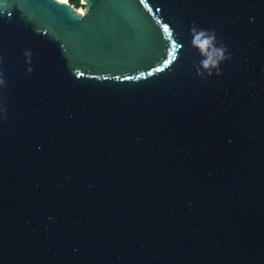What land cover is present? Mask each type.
Returning a JSON list of instances; mask_svg holds the SVG:
<instances>
[{
	"label": "water",
	"instance_id": "95a60500",
	"mask_svg": "<svg viewBox=\"0 0 264 264\" xmlns=\"http://www.w3.org/2000/svg\"><path fill=\"white\" fill-rule=\"evenodd\" d=\"M80 3L0 0V264H264V0Z\"/></svg>",
	"mask_w": 264,
	"mask_h": 264
},
{
	"label": "trees",
	"instance_id": "16d2710c",
	"mask_svg": "<svg viewBox=\"0 0 264 264\" xmlns=\"http://www.w3.org/2000/svg\"><path fill=\"white\" fill-rule=\"evenodd\" d=\"M69 3L73 4L75 8H82V4L80 3V0H68Z\"/></svg>",
	"mask_w": 264,
	"mask_h": 264
},
{
	"label": "snow or ice",
	"instance_id": "6c2138e0",
	"mask_svg": "<svg viewBox=\"0 0 264 264\" xmlns=\"http://www.w3.org/2000/svg\"><path fill=\"white\" fill-rule=\"evenodd\" d=\"M141 2H143V0H141ZM164 27H165V31H168V25H165ZM197 39H199V37H197ZM204 43H207V41H205ZM165 63H169V61H165ZM77 75H83V73H77ZM141 75H143V73ZM128 79H131V77H128ZM0 83H2V81H0Z\"/></svg>",
	"mask_w": 264,
	"mask_h": 264
},
{
	"label": "clouds",
	"instance_id": "9594fccd",
	"mask_svg": "<svg viewBox=\"0 0 264 264\" xmlns=\"http://www.w3.org/2000/svg\"><path fill=\"white\" fill-rule=\"evenodd\" d=\"M68 1V0H67ZM79 9H81V8H79ZM197 43H200V38L199 39H197ZM203 46V45H202ZM213 63H215V61H212ZM205 63L207 64V61H205Z\"/></svg>",
	"mask_w": 264,
	"mask_h": 264
},
{
	"label": "bare ground",
	"instance_id": "6f19581e",
	"mask_svg": "<svg viewBox=\"0 0 264 264\" xmlns=\"http://www.w3.org/2000/svg\"><path fill=\"white\" fill-rule=\"evenodd\" d=\"M63 1H65V0H63ZM66 2H67V0H66ZM80 11H83V10H80Z\"/></svg>",
	"mask_w": 264,
	"mask_h": 264
},
{
	"label": "built area",
	"instance_id": "2783aa9c",
	"mask_svg": "<svg viewBox=\"0 0 264 264\" xmlns=\"http://www.w3.org/2000/svg\"><path fill=\"white\" fill-rule=\"evenodd\" d=\"M81 10V9H80Z\"/></svg>",
	"mask_w": 264,
	"mask_h": 264
},
{
	"label": "rangeland",
	"instance_id": "374dc122",
	"mask_svg": "<svg viewBox=\"0 0 264 264\" xmlns=\"http://www.w3.org/2000/svg\"><path fill=\"white\" fill-rule=\"evenodd\" d=\"M69 2V1H68Z\"/></svg>",
	"mask_w": 264,
	"mask_h": 264
}]
</instances>
